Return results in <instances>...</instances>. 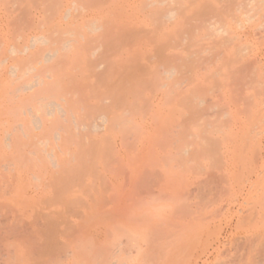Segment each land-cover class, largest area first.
<instances>
[{
	"label": "rangeland",
	"instance_id": "rangeland-1",
	"mask_svg": "<svg viewBox=\"0 0 264 264\" xmlns=\"http://www.w3.org/2000/svg\"><path fill=\"white\" fill-rule=\"evenodd\" d=\"M115 1L94 2L113 11ZM150 2L132 0L134 7L116 10L118 17L136 10L140 21L127 15L126 28L146 37H131L133 53L136 39L145 43L144 63L135 66L142 67L131 70L147 76V103L142 112L131 110L145 131L128 132L129 175L114 170L124 164L115 165L111 152L96 163L89 152L95 174L82 147L74 165L87 161L84 170L63 178L75 186H0V264H264V0H176L172 24L162 16L169 7ZM160 16L165 24L157 26ZM171 67L169 81L163 71ZM167 81L180 83L174 94ZM165 82L162 92L153 90ZM21 163L0 158V179L13 181L8 173ZM107 167L114 170L109 175ZM104 177L110 186H95L92 180Z\"/></svg>",
	"mask_w": 264,
	"mask_h": 264
},
{
	"label": "bare ground",
	"instance_id": "bare-ground-1",
	"mask_svg": "<svg viewBox=\"0 0 264 264\" xmlns=\"http://www.w3.org/2000/svg\"><path fill=\"white\" fill-rule=\"evenodd\" d=\"M65 1L0 0V158L14 156L22 161L12 173H8L14 179L13 181L9 180L10 178L0 179L1 187L7 183L12 188L19 189L45 187L47 189V187L53 188L52 186L58 188V185L68 187L67 184L75 186L73 178L68 179L70 182L64 181L65 175L75 174L76 167L80 168L87 163V165L91 164L89 167L91 166L93 170V166L97 165H92L93 160L96 163L101 158L103 160V157L106 159L105 154L108 156L110 152L111 160L118 163L115 165L124 164L119 167L120 169L114 170H120L121 174L129 175L126 163L127 148L129 149L127 142L130 141L128 138L132 139V137H128L130 136L128 132L135 126L141 134L145 131L143 125L133 121L131 111L132 107L140 110L147 103L143 99L146 91H143L146 75L145 73L143 75L142 69L136 73L142 66L135 67L142 65L145 60L146 52L144 53L143 50L145 43L143 39L138 38L144 37L145 31L141 30V34L140 30L139 33L135 31L136 35H140L137 37L138 40L134 38L137 47L140 43V49L136 53L131 52V37L136 35L130 31L131 29L126 28L125 19L131 14L130 21L131 19L135 22L140 21V14L132 9V13L127 12L126 16L118 17L116 12L122 3L126 4L128 9L132 8V0H116L112 4L115 7L113 11L107 7L106 3L97 4L95 0L79 2L74 0L71 6L65 4ZM173 1L176 2V0H151L150 7L165 5L170 8L172 4L170 2ZM175 2L173 6L171 5L173 8ZM169 8L164 9V13L166 11L167 13L162 15L163 21L167 23L174 22L178 14L175 9ZM159 9L163 10L157 8L154 12L156 16L163 13V11L158 13ZM161 18L160 16L156 21L157 26L163 22ZM219 29L218 31L224 32L222 28ZM129 31L132 35L128 34ZM171 57L174 56L171 55ZM154 58L157 59L152 57V60ZM164 60L168 59L164 58ZM165 62L160 64L165 65ZM132 67L137 68V71L134 70L135 73L133 69L131 70ZM158 69L154 72H158ZM130 71L133 73L130 74ZM163 74L171 81L176 70L171 67L164 70ZM167 82L159 85L161 89L156 86L153 90H163ZM167 84L171 85L167 88L170 87L169 90L174 94L173 88H179L180 83L176 82L177 87L173 86V83ZM133 88L138 89V92L134 91L136 89L131 91ZM171 91L168 95L172 94ZM131 92L139 93L135 94L137 98L133 99ZM16 113L19 114L16 116L19 119L18 124L10 130L9 117H13ZM16 128L19 133L16 132ZM32 128L33 130H30ZM102 143L105 145L102 146ZM80 148L83 149L84 160L86 157L89 158L87 154L91 153L92 162L88 158H86L87 161L89 160L86 161L87 163L81 159L83 163L77 166L80 164L81 155L78 153L82 150ZM30 156H36V158L33 159ZM77 161L79 162L75 166L74 162ZM110 161L105 162L112 169L115 165ZM103 164L107 166L104 162ZM89 167L87 166L85 170ZM96 167L93 170L94 173H98ZM83 168L84 166L81 170H84ZM107 168L110 172L108 173L106 168L104 171L108 175L114 171ZM120 171L118 176H121ZM116 174L113 173L115 177ZM118 176L116 179L119 178ZM105 179L104 177L102 180L100 178L99 182L95 179L92 181L95 182V186L102 189L101 182L103 184L107 182ZM97 180H99L98 177ZM94 182L91 185H94ZM139 184L137 183V186ZM91 185L88 186V190H91ZM93 189L96 188L93 187ZM132 247L140 249L141 245Z\"/></svg>",
	"mask_w": 264,
	"mask_h": 264
},
{
	"label": "crops",
	"instance_id": "crops-1",
	"mask_svg": "<svg viewBox=\"0 0 264 264\" xmlns=\"http://www.w3.org/2000/svg\"><path fill=\"white\" fill-rule=\"evenodd\" d=\"M97 236H101V235H97Z\"/></svg>",
	"mask_w": 264,
	"mask_h": 264
}]
</instances>
